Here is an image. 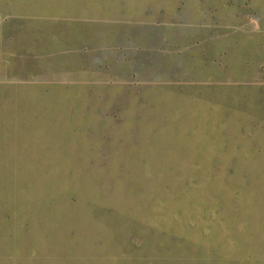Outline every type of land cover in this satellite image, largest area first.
<instances>
[{"label": "rangeland", "instance_id": "obj_1", "mask_svg": "<svg viewBox=\"0 0 264 264\" xmlns=\"http://www.w3.org/2000/svg\"><path fill=\"white\" fill-rule=\"evenodd\" d=\"M0 264H264V0H0Z\"/></svg>", "mask_w": 264, "mask_h": 264}, {"label": "crops", "instance_id": "obj_2", "mask_svg": "<svg viewBox=\"0 0 264 264\" xmlns=\"http://www.w3.org/2000/svg\"><path fill=\"white\" fill-rule=\"evenodd\" d=\"M161 30L162 27L158 24L144 23V26L136 28V32L129 35L128 41L125 43L121 42L119 46L116 45L117 43L110 45L116 48H110L109 51L115 50L119 54V58L111 62L114 63L111 65L116 66L115 71L117 73H115V77L122 79V84L125 87H149L163 83L159 75L166 70L164 64L162 65L166 62L163 54L165 48L172 49L175 44L166 45L165 47L164 42L166 39L162 36ZM101 51V48L98 47V50L94 52ZM125 65H128V67ZM99 68H102L104 72H109L111 66L99 65ZM151 71L152 74L145 75L146 72L151 73Z\"/></svg>", "mask_w": 264, "mask_h": 264}]
</instances>
